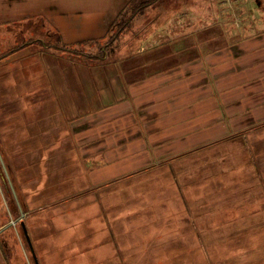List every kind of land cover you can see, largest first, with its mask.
<instances>
[{
    "label": "rangeland",
    "instance_id": "374dc122",
    "mask_svg": "<svg viewBox=\"0 0 264 264\" xmlns=\"http://www.w3.org/2000/svg\"><path fill=\"white\" fill-rule=\"evenodd\" d=\"M129 1L120 0L119 7L112 14L107 34L97 38L100 40L96 43L91 42L82 48L80 43L67 44L62 38L57 43L54 29L41 19L23 24L26 27L24 33H20L17 25L14 26L16 29L0 31V154L8 167L6 170L14 189L13 192L6 183L11 193L5 187V171L0 164V264H139L125 263L130 253L120 257L117 252L115 257H111V253L107 255L105 246L91 247L90 244L101 240L99 245H106L110 237L116 236L120 240H116L119 244L116 250H124L121 232L116 231L114 234L110 227L111 231H107L105 223H101L98 217V205L90 199L91 196H86L90 192L97 193L93 196H98L100 202L109 196V203L120 206L114 211L121 212V216L122 207L128 210L130 204H133L135 211L142 206L140 212L153 208L151 212L140 215L142 224L132 228L140 230L149 226V229H145L147 242L140 250L152 252L153 256L141 264H264V204H252L254 199H261L264 195V130L259 128L237 139L235 135H228L221 141L217 139L209 146L184 153L171 162L153 159L143 167L125 168L122 173L115 175L114 181L110 179L109 182L85 185L81 194L74 190L80 181H87L86 176L92 168L88 159L95 153L83 155L79 150L81 160L77 157L73 163L70 156L73 157L74 153L69 151V147L79 148L81 137L75 136L72 127L82 125L88 127L87 130L99 128L91 134L106 129V121L98 120L99 116L96 119L86 117L97 110L101 112L105 105L110 104L107 99H116L117 96L108 98L107 94L100 97L102 88L110 89L108 81L112 80L119 86L121 95L129 85L159 74L173 70L177 74V69L178 74L181 70L185 74V66L191 70L194 61L203 60V64L207 52L212 48L225 49L226 45L235 42L233 39L221 38L226 32L220 30L216 21V14L220 12L223 16H233L232 11L237 5L233 0H161L159 6L157 4L144 14L136 15L129 29L123 30L112 44L120 24L132 13V3ZM224 2L227 6L231 4L223 6ZM245 7L244 10L247 9ZM155 16L161 17L153 22ZM239 21L242 19L239 18ZM233 26V23H227L230 30ZM260 27L263 28L264 23L257 26ZM30 47H34L38 55L26 56L27 48ZM73 48L77 51L84 49L86 53L92 54L98 53L101 48L105 51L116 50L113 54L107 53V57L98 62L80 54H71ZM40 52L45 54L39 55ZM37 56H40L39 61ZM47 60L51 70L46 67ZM70 83L79 86L72 88ZM122 83L125 84L124 89L121 88ZM61 94L65 96L61 98ZM73 123L77 124L74 126ZM101 123L105 125L103 128H100ZM81 130L76 131L77 134ZM30 133L32 135H28ZM58 133V140L67 143L66 150L58 151L57 154L43 150V144L55 141ZM113 133L108 138L103 137L107 138L105 143L110 139L117 141L119 136L115 135V131ZM115 149L110 154L118 151V147ZM75 153L78 154L77 151ZM55 154L57 159L52 161ZM97 154L99 159H104L106 155L104 152ZM21 156L26 164L36 168L35 171H27L29 179L51 178H45L46 182L51 181L50 192L39 191V195L44 194V197H39L37 206L45 201L55 202L50 206L64 202L57 212H63L59 218L64 215L72 218V222L68 223H72V226H61L60 229L36 223L33 226V220L43 219L44 210L39 211L41 214L37 211L33 220L31 216L30 219H20V210L16 212L14 203L15 195L19 203L18 192L11 178L13 172L15 175L23 167ZM222 159L227 164L220 179H215L217 163ZM201 173L209 175L210 179H181L186 175ZM73 176L78 179H69ZM58 179L59 184L66 182V190L53 188V182ZM70 191H76L77 195L72 196L75 192ZM64 192L66 197L56 201L58 199L54 197ZM187 206L194 210L197 223L194 232L182 228L184 230L181 231L185 232L183 236V233L178 235L179 232L168 227L162 232L163 241L153 237L155 227L160 224L162 228L165 226L163 223L173 217L169 214L160 216L162 209L183 210ZM28 209L31 211V208ZM255 209L263 210L259 212L258 223L250 216H244L235 224H226L225 211L228 213L227 218L235 222L240 218L239 214ZM135 218L131 217V220ZM113 219L116 220V216ZM131 220H126L124 224H136ZM208 220L209 226L205 225L202 230L203 221ZM22 223L26 225L28 237L24 234ZM8 227L11 229L3 232ZM30 240L35 259L29 247Z\"/></svg>",
    "mask_w": 264,
    "mask_h": 264
},
{
    "label": "crops",
    "instance_id": "0c3cea01",
    "mask_svg": "<svg viewBox=\"0 0 264 264\" xmlns=\"http://www.w3.org/2000/svg\"><path fill=\"white\" fill-rule=\"evenodd\" d=\"M120 3V0H0V31L12 30L17 27L20 33H24L26 27L23 24L41 19L60 34L64 43L74 44L84 40L97 39L107 34L112 14ZM233 3L237 4L236 9L232 11L233 16L230 17L227 14H225L227 16H223L220 12L216 14V21L220 30L226 32L221 38L233 39L235 42L226 45L225 49L216 50L212 48L209 50L203 64V60H197L191 62V66H193L191 70L185 66L184 70H187L185 74L182 70L178 74L177 69V74H174L175 70H173L170 73L149 78V80L144 79L135 82V84L129 85V88H126L121 95H119V86L112 80L108 81L109 90L105 89L107 87L101 89V98L102 95L105 96L106 94L108 98L117 97L112 100L106 98L110 104L105 105L101 112L97 110L95 113H90L92 115L87 116L86 119H96L99 116L98 120L106 121V129L97 134L95 132L91 134L90 132L99 128L87 130L88 127L84 128L82 125L72 127L75 136L81 137L78 141L79 148L69 147V151L76 155L75 159H73L74 155L73 157L70 156L73 163L77 161V157L81 160L80 151L83 155L95 153L91 159H88L92 168L86 176L87 181H80L79 186L74 188V190L79 191L77 194L82 193L85 185L99 184L110 179H112L110 181H114L115 175L122 173L125 168L143 167L153 159L171 162L184 153L205 148L211 142L217 141V139L221 141L228 135H235L237 139L240 135L256 128L264 130V27L257 28L259 24L264 23V0H233ZM223 6H227V3L224 2ZM244 6L247 7L246 10H244ZM243 13L245 14L242 16ZM239 18L242 21H239ZM228 22L234 24L231 30L227 28ZM34 50V47L27 48L25 55H38ZM41 53L45 54L40 52L39 55H42ZM39 59L40 56L38 61ZM46 67L51 70L49 60L46 61ZM96 82L99 84V80ZM70 84L72 88L79 86L77 83ZM123 85L125 84L122 83V89H124ZM62 96L65 95L61 94V98H63ZM59 115L61 116V114ZM75 124L77 123H73L74 126ZM100 126L103 128L105 125L101 123ZM79 129L82 130L77 134L76 131ZM113 131L119 138L117 141L110 139L105 143L104 141ZM59 133L55 141L50 144H43V150H51L56 154L58 151L66 150L67 143L66 141L61 143V140H58ZM28 135H32V133ZM103 137L107 138L104 139ZM82 140L89 142H82ZM115 147H118V151L115 154H110V152L116 151ZM97 152L106 153L104 159H99ZM56 154L52 161L57 159ZM21 160L23 167L15 175L12 170L11 179H13L12 183L17 190L16 192H18L20 206L17 207L20 211L21 209L25 211H22L24 217L29 218L31 216L30 218L33 220L36 217L35 213L38 214L39 211L44 210L43 219L33 220V226L35 223L43 227L52 228L54 226L59 229L65 225L72 226V223L68 224L72 222V218L67 215L59 218L63 212L59 213L57 210L64 206V202L61 203L63 205L50 206L55 202L45 201L40 206L38 205L39 207L37 206L39 197H44V194L39 195L40 192L42 190L50 192L51 181L46 182L45 178H51L45 177L44 180L41 177L29 179L30 176L27 171L29 169L35 171L36 168L26 164L23 156H21ZM67 160L69 161V157ZM115 161L116 163H114ZM226 164L225 159L218 161V172L214 176L215 179H220ZM193 178L210 179L209 175L203 173L195 176L186 175L181 179ZM3 179H5L4 184L7 187L5 173ZM69 179L78 178L73 176ZM59 180L53 182L55 185L53 188L59 191L66 190L68 186H65L66 182L59 184ZM69 184L73 185V183ZM7 189L9 190L8 187ZM177 190L180 192L178 188ZM70 192H75L72 196L77 195L76 191ZM65 193L54 198L58 199L56 201H60L66 197V195L64 197ZM96 194L90 192L86 196H91L90 199L92 198L94 203L98 205L96 209L98 217H100L101 223H105L107 231L112 230L114 234L116 231L121 232L123 242L121 244L124 250L120 252L116 250L119 245L116 240L120 241L116 236L110 237L106 245H99L103 241L101 240V242L90 244L91 247L105 246L107 255L111 253V257H115L117 252L120 257L130 253L128 261L125 260V263L141 264L149 261L153 253L141 252L140 250L147 242L145 229H149V226L140 230L132 228L142 224L143 219L140 215L151 212L153 208L140 212L142 206H139L135 211L133 204H130L128 210L124 206L122 207L123 215L121 216V212L115 213L114 211L116 207L120 206H113L114 204L109 203V196L100 202L98 196H93ZM86 196L85 198H87ZM260 202L264 204V195L261 199H254L252 204L256 206ZM45 203L48 204L43 206ZM16 204L18 203L16 202ZM28 208H31V211ZM263 210L255 209L246 214L241 213L239 214L240 218L235 222H232L234 219L227 218L228 213L225 211L226 224H235L244 219V216H250L252 220L258 223L259 212ZM110 212L114 213L110 214ZM160 212H162L160 216L169 214L173 217L169 221H165L167 223L164 222L165 226L162 228L160 224L155 227L156 232L153 237L156 236L158 240L163 241L162 232L168 230V227H170L169 230L179 232L178 235L183 233V236L185 232L181 230L195 231L197 223L193 215L194 210L190 206L183 208V210L168 208L162 209ZM115 216L116 220L113 219ZM24 217H20V219H24ZM131 217L137 218L131 220ZM126 220H131L132 223L136 222V224H124ZM27 223L29 225L28 221ZM209 223L210 220L203 221L201 229L203 230L205 225L209 226ZM29 247L34 256L31 240ZM156 254L160 255L158 252ZM131 257L134 259L131 260Z\"/></svg>",
    "mask_w": 264,
    "mask_h": 264
},
{
    "label": "trees",
    "instance_id": "16d2710c",
    "mask_svg": "<svg viewBox=\"0 0 264 264\" xmlns=\"http://www.w3.org/2000/svg\"><path fill=\"white\" fill-rule=\"evenodd\" d=\"M127 1V0H126ZM130 2V1H129ZM161 2V0H131L130 3H132V6H131V9H132V13L130 14L129 18L125 19V21H123L121 24H120V27H119V32H117L115 34V36L113 37V41H112V44H114V42L120 37V34L123 30L125 29H129L130 25H131V22L134 21L136 15L140 14H144L148 9H150L151 7H155L157 4L159 6V3ZM126 4V2H125ZM126 8V7H125ZM159 9V7H158ZM157 9V10H158ZM161 17V16H160ZM159 16H155V18L153 19V22L156 21L157 19L160 18ZM133 26V24H132ZM54 34L56 35V40H57V43H60L61 42V36L60 34L54 30ZM100 39H96V40H87V41H82V42H77V43H74V45L78 44L79 43L81 44V48L83 47V45H88L89 43L93 42V43H96V41H98ZM56 46V45H55ZM57 47V46H56ZM59 47V46H58ZM64 48V47H63ZM69 49V48H67ZM60 50V49H59ZM116 48L114 49H111L110 51L107 50L105 51V49L101 48V50L96 53V54H92V53H86V51L84 49H79L78 51L75 50L73 48V51H71L70 53L71 54H74V55H83V57L85 58H88V59H91V60H96L98 62L100 61H103L108 54H113L115 52ZM108 53V54H107ZM128 74V72L126 73ZM126 76V75H125ZM124 78V77H123ZM11 192V190H9ZM12 193V192H11ZM13 196V194H12ZM14 203H15V208H16V212L18 211L19 212V209L17 207V204L14 200ZM3 225V224H2ZM22 227V225H21ZM26 227V225H25ZM11 228L8 227L7 229H5L3 232H7L8 230H10ZM23 229V227H22ZM27 229V228H26ZM28 234V233H27ZM3 247H5V245H3ZM6 248V247H5ZM31 249V248H30ZM5 253V251H4ZM33 253V252H32ZM6 254V253H5ZM34 259L36 258V255H35V252H34Z\"/></svg>",
    "mask_w": 264,
    "mask_h": 264
},
{
    "label": "water",
    "instance_id": "95a60500",
    "mask_svg": "<svg viewBox=\"0 0 264 264\" xmlns=\"http://www.w3.org/2000/svg\"><path fill=\"white\" fill-rule=\"evenodd\" d=\"M0 162H1V164H2L3 170L5 171L4 173H5V175H6V178H7L8 184H9L10 188H11V189L13 190V192H14V189H13L12 184H11V182H10V178H9V176H8V173H7L6 167H4L5 164H4V162H3V159H2L1 154H0ZM15 198H16V195H15ZM16 200H17V198H16ZM19 206H20V205H19ZM21 217H24V214H23V213H21ZM22 227H23V230H24V232H25L24 234H26V236L28 237L27 229H26L24 223H22Z\"/></svg>",
    "mask_w": 264,
    "mask_h": 264
}]
</instances>
